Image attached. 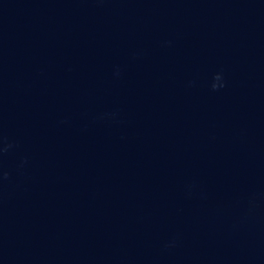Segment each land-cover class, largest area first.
Listing matches in <instances>:
<instances>
[{
    "label": "clouds",
    "instance_id": "obj_1",
    "mask_svg": "<svg viewBox=\"0 0 264 264\" xmlns=\"http://www.w3.org/2000/svg\"><path fill=\"white\" fill-rule=\"evenodd\" d=\"M170 45L171 41L165 42V46ZM115 75L119 76V70H117ZM191 83L192 82H189V86H191ZM209 86L213 92L220 91L221 89L227 87V81L222 69L213 74ZM105 115L106 117H115V113ZM11 147V144H4L3 141L0 140V153L7 152ZM8 178L9 173L0 169V184ZM185 195L189 199H198L200 201H205L207 199L206 191L196 182L189 183L185 186ZM239 203V213L233 220L234 227H239L247 223H255L259 219L261 212L264 211V199H262L260 193L256 191L246 193L240 198ZM179 242L180 235L176 234L168 241L164 242L162 246L165 250H170L179 246Z\"/></svg>",
    "mask_w": 264,
    "mask_h": 264
}]
</instances>
